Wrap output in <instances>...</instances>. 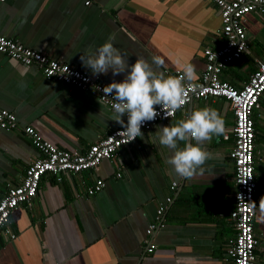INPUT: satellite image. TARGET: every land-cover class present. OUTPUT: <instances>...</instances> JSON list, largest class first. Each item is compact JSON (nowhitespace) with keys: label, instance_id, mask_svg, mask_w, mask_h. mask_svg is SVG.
I'll use <instances>...</instances> for the list:
<instances>
[{"label":"crops","instance_id":"0c3cea01","mask_svg":"<svg viewBox=\"0 0 264 264\" xmlns=\"http://www.w3.org/2000/svg\"><path fill=\"white\" fill-rule=\"evenodd\" d=\"M84 1L0 0V35L88 72L80 56L114 37V47L129 64L144 58L167 77L190 62L195 80L204 66L203 48L224 42L218 10L209 0ZM241 24L244 51L220 75L234 87L242 85L264 54V14L249 12ZM153 57H160L163 65L152 64ZM125 75L109 70L97 77L107 85ZM205 107L221 115L224 133L201 145L211 155L204 174L191 181L178 179L166 163L172 152L156 140L159 127L173 126ZM2 108L15 115L16 127L0 129V199L21 182L25 168L38 156L22 132L24 125L66 150H84L121 126L108 119L111 110L92 93L45 78L34 65L24 66L0 53ZM252 119L253 231L259 239L255 264H264V91ZM233 122L225 98L195 99L171 118L142 130V137L121 146L93 170L59 182L52 174L42 175L31 205H20L9 216L7 227L14 237L0 231V264H232L227 248L235 232L228 218L235 190L229 156ZM97 178L103 187L87 196L85 188ZM166 196L171 201L164 204L162 223L152 235L155 248L148 253L145 228Z\"/></svg>","mask_w":264,"mask_h":264},{"label":"built area","instance_id":"2783aa9c","mask_svg":"<svg viewBox=\"0 0 264 264\" xmlns=\"http://www.w3.org/2000/svg\"><path fill=\"white\" fill-rule=\"evenodd\" d=\"M209 1L218 10L219 30L224 42L217 47L203 48L204 66L200 77L191 84L185 81L188 96L184 106L192 100H204L210 97L225 98L231 105L234 122L231 128L233 147L229 156L233 163L235 190L228 218L235 232L229 241L227 255L232 264H255L257 240L253 231V217L256 182L253 168L252 111L264 91V54L256 60L254 69L240 87L232 86L228 81L221 79L220 75L226 64L239 59L244 51L245 34L241 24L242 17L253 11L264 14V0ZM84 3L87 5L89 1L85 0ZM0 53L17 60L24 66L34 65L45 78L92 93L97 101L103 99V105L111 110L110 106L114 101L111 97H103L102 88L105 85L100 82L97 75L75 68L41 50H34L3 35H0ZM180 74V70H174L170 75ZM156 110L159 115L154 120L145 122L141 131L149 129L159 121L171 118L176 113L166 116V110L161 109L160 106H156ZM123 118L126 123L127 116ZM15 127V115L6 109H0V129L11 130ZM21 128L23 134L30 139L32 146L37 150L38 156L33 158L25 168L21 182L9 187L0 199V221H5L0 224V231L9 234L10 238L14 237L7 227L10 214L20 205H31L42 175L52 174L59 182L62 177L93 170L102 159H110L121 146L130 144L136 139L125 143L127 137L121 134L123 129L120 126L113 128L103 138L89 144L84 150H66L42 139L30 125H24ZM118 175L116 173V176ZM103 185L104 182L97 178L85 188V194L92 196L99 192ZM174 185L175 182H172L170 188ZM170 201V196L164 198L162 204H159L156 209L154 221L148 222L145 228L149 239L145 241L144 249L148 253L155 248L152 235L162 223L160 215L165 207L164 204L167 205Z\"/></svg>","mask_w":264,"mask_h":264},{"label":"clouds","instance_id":"9594fccd","mask_svg":"<svg viewBox=\"0 0 264 264\" xmlns=\"http://www.w3.org/2000/svg\"><path fill=\"white\" fill-rule=\"evenodd\" d=\"M110 37L95 52L80 56L82 65L89 68L92 74L120 75L126 73L119 82L113 80L102 88L103 97H111V115L108 119L122 127V135L127 137L125 143L142 137L141 127L145 122L154 120L159 113L156 106L166 110L165 115H173L187 103L185 81L191 84L196 78V70L190 62L181 66V74L167 76L155 71L144 58H136L131 64L121 55ZM160 57H153L152 64L162 66ZM104 104V100H98ZM127 116L125 123L122 117ZM156 140L172 154L166 163L171 166L178 179L191 181L205 172L206 162L211 159L210 153L201 145L210 141L213 136L224 133V120L217 110L211 107L191 112L187 119L179 120L173 126L159 127ZM195 141V143H192ZM184 142V147L179 144ZM264 211V202L261 203ZM5 221H0V224Z\"/></svg>","mask_w":264,"mask_h":264},{"label":"flooded vegetation","instance_id":"af4514ba","mask_svg":"<svg viewBox=\"0 0 264 264\" xmlns=\"http://www.w3.org/2000/svg\"><path fill=\"white\" fill-rule=\"evenodd\" d=\"M255 224V223H254ZM255 228L253 227V230H254ZM254 233H255V231H254ZM256 235V234H255ZM256 240H257V244H256V247H255V251H256V249H257V246L259 245V239L257 238V235H256ZM255 257H256V255H255Z\"/></svg>","mask_w":264,"mask_h":264}]
</instances>
